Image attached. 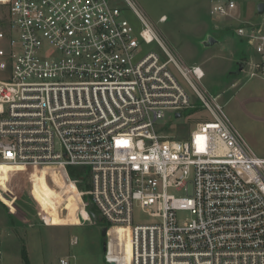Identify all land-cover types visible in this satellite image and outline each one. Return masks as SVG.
I'll list each match as a JSON object with an SVG mask.
<instances>
[{
  "label": "built area",
  "instance_id": "built-area-1",
  "mask_svg": "<svg viewBox=\"0 0 264 264\" xmlns=\"http://www.w3.org/2000/svg\"><path fill=\"white\" fill-rule=\"evenodd\" d=\"M5 1L0 165L86 168L108 264H264V157L202 86V68L170 55L130 0L139 29L110 0ZM247 13L212 0L210 15L236 22L254 53L238 63L264 79V11ZM198 111L210 121L169 134ZM134 209L150 219L134 223Z\"/></svg>",
  "mask_w": 264,
  "mask_h": 264
},
{
  "label": "rangeland",
  "instance_id": "rangeland-1",
  "mask_svg": "<svg viewBox=\"0 0 264 264\" xmlns=\"http://www.w3.org/2000/svg\"><path fill=\"white\" fill-rule=\"evenodd\" d=\"M130 1L152 25L170 55L185 65L202 68V86L220 96L227 118L253 152L264 157V79L234 76L242 56L250 54L243 47L245 42L234 34L236 22L213 18L212 0ZM260 1L241 0L248 6V20H257ZM5 2L0 1V33L6 37ZM110 2L134 28H140L124 0ZM210 39L214 40L212 44ZM0 47L7 49L5 39L0 40ZM149 49L166 59L157 46ZM187 116L185 124L171 126L169 134L184 138L197 122L210 121L204 111ZM77 172L85 177L84 183L82 178L71 179L68 171L64 176L56 169L0 167L1 264H56L61 258L69 264H108L100 234L103 226L90 218L83 221L80 216L90 201L91 176L86 170ZM133 217L136 224L150 219L136 209ZM45 218L50 225H45ZM120 235L122 238V231ZM123 235L127 257L130 245ZM23 253L28 261L23 260Z\"/></svg>",
  "mask_w": 264,
  "mask_h": 264
},
{
  "label": "water",
  "instance_id": "water-1",
  "mask_svg": "<svg viewBox=\"0 0 264 264\" xmlns=\"http://www.w3.org/2000/svg\"><path fill=\"white\" fill-rule=\"evenodd\" d=\"M257 13L260 15L263 13L264 11V0H261L258 4H257ZM214 42L213 39H210L209 43L212 44ZM238 66H239V71H241L243 68H244V64L243 63H238ZM179 114H176V118H179ZM83 206V204H82ZM85 208V207H84ZM92 204H88L85 212L87 213V215L89 216V218L91 220H93L95 223H98V222H101L100 220V217L95 214L93 211H92ZM106 232H107V229L105 227H102L101 230H100V234H101V237L103 238V251L105 252L106 250V247H105V244H106ZM110 264H114V263H110Z\"/></svg>",
  "mask_w": 264,
  "mask_h": 264
},
{
  "label": "trees",
  "instance_id": "trees-1",
  "mask_svg": "<svg viewBox=\"0 0 264 264\" xmlns=\"http://www.w3.org/2000/svg\"><path fill=\"white\" fill-rule=\"evenodd\" d=\"M80 170L84 173V170L88 171L86 168H68V175L71 179H78V178H82V175H79L80 173H78L77 171ZM82 174V173H81ZM79 180V179H78ZM85 181V177L82 178V182L84 183ZM91 202L89 201L88 204H90ZM92 211L95 212L98 215V212L96 211V209L93 207ZM101 226H106L104 223L100 222ZM23 260L28 261L26 259V255L25 253H23Z\"/></svg>",
  "mask_w": 264,
  "mask_h": 264
},
{
  "label": "crops",
  "instance_id": "crops-1",
  "mask_svg": "<svg viewBox=\"0 0 264 264\" xmlns=\"http://www.w3.org/2000/svg\"><path fill=\"white\" fill-rule=\"evenodd\" d=\"M218 44V43H217ZM212 46H210V48H212ZM244 49H248V51L250 52L249 55H246V56H242L243 58H246V57H250V56H253L254 57V53L252 52V50L244 43ZM240 54V53H239ZM235 56H233V59H234ZM232 59V60H233ZM233 62V61H232ZM237 67L239 69V66H238V63H237ZM239 76V75H243L244 77H247L248 78V75H247V69L244 67L241 71L237 70L236 72H234V76Z\"/></svg>",
  "mask_w": 264,
  "mask_h": 264
},
{
  "label": "bare ground",
  "instance_id": "bare-ground-1",
  "mask_svg": "<svg viewBox=\"0 0 264 264\" xmlns=\"http://www.w3.org/2000/svg\"><path fill=\"white\" fill-rule=\"evenodd\" d=\"M0 167H15V166H9V165H0ZM17 167V166H16ZM27 166L18 167V168H26ZM80 216L83 221H89V216L85 211H81ZM45 225H50V221L48 218H45Z\"/></svg>",
  "mask_w": 264,
  "mask_h": 264
}]
</instances>
